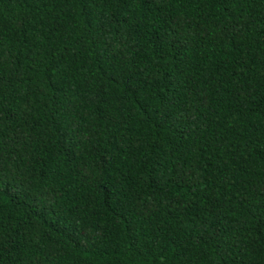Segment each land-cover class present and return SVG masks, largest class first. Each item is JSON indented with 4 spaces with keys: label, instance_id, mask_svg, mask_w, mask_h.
Here are the masks:
<instances>
[{
    "label": "trees",
    "instance_id": "16d2710c",
    "mask_svg": "<svg viewBox=\"0 0 264 264\" xmlns=\"http://www.w3.org/2000/svg\"><path fill=\"white\" fill-rule=\"evenodd\" d=\"M0 264H264V0H0Z\"/></svg>",
    "mask_w": 264,
    "mask_h": 264
}]
</instances>
